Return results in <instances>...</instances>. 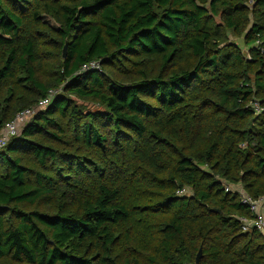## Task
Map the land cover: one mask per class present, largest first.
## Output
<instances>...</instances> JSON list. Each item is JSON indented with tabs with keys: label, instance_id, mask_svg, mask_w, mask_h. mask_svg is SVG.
<instances>
[{
	"label": "trees",
	"instance_id": "trees-1",
	"mask_svg": "<svg viewBox=\"0 0 264 264\" xmlns=\"http://www.w3.org/2000/svg\"><path fill=\"white\" fill-rule=\"evenodd\" d=\"M259 39L264 0H0V134L50 98L0 149V264H264L226 190L264 196Z\"/></svg>",
	"mask_w": 264,
	"mask_h": 264
},
{
	"label": "built area",
	"instance_id": "built-area-1",
	"mask_svg": "<svg viewBox=\"0 0 264 264\" xmlns=\"http://www.w3.org/2000/svg\"><path fill=\"white\" fill-rule=\"evenodd\" d=\"M257 46L264 44V40H257L255 42ZM100 68V63L92 62L84 66V69ZM54 94V92H53ZM50 102V98H46L40 101L38 106L26 109L20 112L14 120L6 124L2 129L0 134V149L7 145L12 137H15L20 129L27 124L31 118L41 109L46 107ZM227 191H236L241 196V201L243 204L247 205L252 212V217H240V221L243 223V230L248 231L250 228H256L264 234V196L259 198H253L248 193H246L243 188L239 185H226ZM187 190H182L180 193L185 194Z\"/></svg>",
	"mask_w": 264,
	"mask_h": 264
},
{
	"label": "water",
	"instance_id": "water-1",
	"mask_svg": "<svg viewBox=\"0 0 264 264\" xmlns=\"http://www.w3.org/2000/svg\"><path fill=\"white\" fill-rule=\"evenodd\" d=\"M66 56H67V45H65L64 50H63V57H66ZM212 211L219 212L220 210L213 208ZM202 255L203 254H202V248H201L197 254V257H196L197 263H199V260L201 259Z\"/></svg>",
	"mask_w": 264,
	"mask_h": 264
},
{
	"label": "rangeland",
	"instance_id": "rangeland-1",
	"mask_svg": "<svg viewBox=\"0 0 264 264\" xmlns=\"http://www.w3.org/2000/svg\"><path fill=\"white\" fill-rule=\"evenodd\" d=\"M50 23L54 24V22H53L52 20H50ZM231 38H232V40H235V39H236V38H234L233 36H232ZM240 41H241V43H242L243 46H244V42H243V39H242V38H241ZM97 107H98V106H95V105H92V104H89V105H88V108L93 109V110H94V109H98Z\"/></svg>",
	"mask_w": 264,
	"mask_h": 264
}]
</instances>
